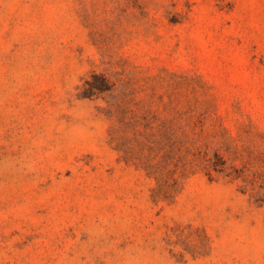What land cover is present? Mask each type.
Returning <instances> with one entry per match:
<instances>
[{"label":"rangeland","instance_id":"obj_1","mask_svg":"<svg viewBox=\"0 0 264 264\" xmlns=\"http://www.w3.org/2000/svg\"><path fill=\"white\" fill-rule=\"evenodd\" d=\"M0 264H264V0H0Z\"/></svg>","mask_w":264,"mask_h":264}]
</instances>
